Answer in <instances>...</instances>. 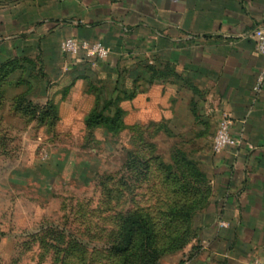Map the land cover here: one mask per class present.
<instances>
[{
  "label": "rangeland",
  "instance_id": "1",
  "mask_svg": "<svg viewBox=\"0 0 264 264\" xmlns=\"http://www.w3.org/2000/svg\"><path fill=\"white\" fill-rule=\"evenodd\" d=\"M24 1L0 0V9ZM66 57L69 62L57 72L46 74L37 61L27 60L0 79V264H126L127 257L113 255L110 246L120 218L129 213L153 220L157 247L164 251L156 264H227L204 248L197 218L206 208L192 216L182 248L170 251L165 244L167 216L184 199L182 185L196 186L209 205L207 164L215 135L201 140L173 135L174 125L124 120L112 133L84 122L96 103L97 112L108 115L106 104L122 92L136 88L143 95L177 78L170 72L149 85V66L141 61L114 76L95 55ZM20 102L36 112H22ZM125 102L117 105L123 112ZM46 105L55 107V115L47 113L39 122ZM172 164L177 178L166 180L164 166Z\"/></svg>",
  "mask_w": 264,
  "mask_h": 264
},
{
  "label": "crops",
  "instance_id": "2",
  "mask_svg": "<svg viewBox=\"0 0 264 264\" xmlns=\"http://www.w3.org/2000/svg\"><path fill=\"white\" fill-rule=\"evenodd\" d=\"M255 31L264 32V0H25L0 9V64L33 60L54 73L70 60L62 43L75 40L106 48L114 76L140 61L172 72L173 84L160 79L123 103V120L174 125L173 135L201 140L223 118L232 121L241 144L210 154L212 196L197 225L211 255L264 263V85L253 90L262 67Z\"/></svg>",
  "mask_w": 264,
  "mask_h": 264
},
{
  "label": "trees",
  "instance_id": "3",
  "mask_svg": "<svg viewBox=\"0 0 264 264\" xmlns=\"http://www.w3.org/2000/svg\"><path fill=\"white\" fill-rule=\"evenodd\" d=\"M17 63V61H9L7 63L0 64V79L12 73L16 68ZM147 70L148 72H150L148 80L149 85L159 79H165L167 75L170 74L169 71L158 72L155 68L152 67H148ZM171 76L176 77L173 74ZM137 94L138 90L134 88L128 93L122 92V98L117 97L113 101L109 100L105 106V108L110 111L108 115H104V112L102 111L97 112L96 108L98 105L96 103L94 105V107L96 106V108H94V110H92V112H90L86 116L84 121L85 125L88 127L101 126L112 133H118L123 127L124 112L120 108H118L117 105L122 100H132ZM24 102L26 103V101H23V104ZM29 105L30 104H28V107ZM18 107H20V110L22 112H25L24 109L26 111L28 110V112H36L35 107H33L32 109H28V107L22 105L21 102L19 103ZM45 107V112L39 113V122H44V118L47 113L52 112L55 115V107L50 105H46ZM180 157L184 163L188 165L192 164L191 161L185 160L183 155H180ZM137 163L139 165H142L145 164V161L143 159H139L137 160ZM189 168L190 174H192V172H194L195 174L194 167ZM164 170L166 180H174V178H177L175 177L173 164L172 166H164ZM196 171V175L200 177V180H202V182H204L203 175L199 174L198 170ZM181 184L182 183H178L176 186L180 188ZM189 184L190 183L186 185L185 183L184 185H182V193L184 194V199L174 202L170 207L172 212H170L167 216L169 220L168 228H170V230L166 236L168 243L165 242V244H171V249H169L170 251H174L175 248L180 249L188 242L192 216L197 211L208 207V203H206L208 196H200L201 193L197 190V187L191 186ZM209 193L210 191H208L206 195H209ZM157 239L156 228L151 217L146 214L129 213L120 218L119 228L115 234L113 243L110 246V251L117 257H127L126 264H156L157 260L164 252L161 247H157ZM136 252H138V254Z\"/></svg>",
  "mask_w": 264,
  "mask_h": 264
},
{
  "label": "built area",
  "instance_id": "4",
  "mask_svg": "<svg viewBox=\"0 0 264 264\" xmlns=\"http://www.w3.org/2000/svg\"><path fill=\"white\" fill-rule=\"evenodd\" d=\"M67 1V0H60ZM253 39L258 54L262 58V67L259 75L256 79V85L253 88L254 91H259L264 85V32L255 31L253 33ZM61 51L67 55H76L79 52H85L90 55H95L98 59H105L108 56V50L102 47L99 43H88L85 41L67 40L61 45ZM232 121L229 118H223L216 131L215 137L212 143V150L218 153L227 148L239 147L241 144L240 139H236L231 135ZM250 264H264L260 260H252Z\"/></svg>",
  "mask_w": 264,
  "mask_h": 264
}]
</instances>
